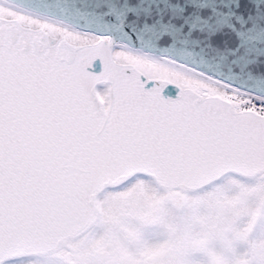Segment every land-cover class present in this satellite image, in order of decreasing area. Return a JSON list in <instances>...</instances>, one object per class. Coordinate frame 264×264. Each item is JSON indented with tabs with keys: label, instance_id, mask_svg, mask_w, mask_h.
Returning <instances> with one entry per match:
<instances>
[{
	"label": "snow or ice",
	"instance_id": "1",
	"mask_svg": "<svg viewBox=\"0 0 264 264\" xmlns=\"http://www.w3.org/2000/svg\"><path fill=\"white\" fill-rule=\"evenodd\" d=\"M0 264H264V0H0Z\"/></svg>",
	"mask_w": 264,
	"mask_h": 264
}]
</instances>
